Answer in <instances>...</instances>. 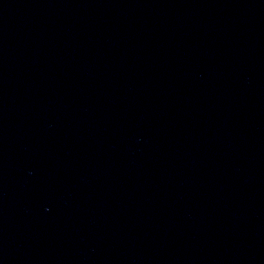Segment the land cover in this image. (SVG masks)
<instances>
[{
	"label": "water",
	"instance_id": "obj_1",
	"mask_svg": "<svg viewBox=\"0 0 264 264\" xmlns=\"http://www.w3.org/2000/svg\"><path fill=\"white\" fill-rule=\"evenodd\" d=\"M0 264H264V0H0Z\"/></svg>",
	"mask_w": 264,
	"mask_h": 264
}]
</instances>
